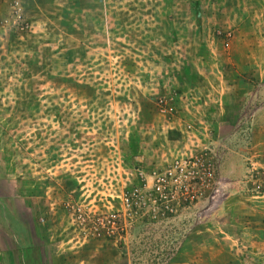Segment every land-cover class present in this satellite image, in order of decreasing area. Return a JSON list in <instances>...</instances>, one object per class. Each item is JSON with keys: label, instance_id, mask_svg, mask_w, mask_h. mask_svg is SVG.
<instances>
[{"label": "rangeland", "instance_id": "rangeland-1", "mask_svg": "<svg viewBox=\"0 0 264 264\" xmlns=\"http://www.w3.org/2000/svg\"><path fill=\"white\" fill-rule=\"evenodd\" d=\"M0 264H264V0H0Z\"/></svg>", "mask_w": 264, "mask_h": 264}, {"label": "built area", "instance_id": "built-area-1", "mask_svg": "<svg viewBox=\"0 0 264 264\" xmlns=\"http://www.w3.org/2000/svg\"><path fill=\"white\" fill-rule=\"evenodd\" d=\"M167 176H169V178L171 179V172L170 171H166V173H164L163 175L161 174V176L158 179V182L153 186L152 188V194L155 196V198L160 202V200H162V197L166 196V187L164 186V183H166L167 180Z\"/></svg>", "mask_w": 264, "mask_h": 264}]
</instances>
